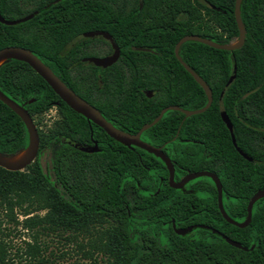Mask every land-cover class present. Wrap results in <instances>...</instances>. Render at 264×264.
<instances>
[{
	"label": "trees",
	"instance_id": "obj_1",
	"mask_svg": "<svg viewBox=\"0 0 264 264\" xmlns=\"http://www.w3.org/2000/svg\"><path fill=\"white\" fill-rule=\"evenodd\" d=\"M234 6L235 0H0L5 19L33 13L14 24L0 21V48L31 49L105 118L136 132L163 106L205 104L204 89L177 59L174 45L188 33L232 41L239 34ZM240 13L246 29L240 47L227 50L192 39L179 47L181 58L210 86V105L186 117L167 109L141 132L171 158L175 180L187 171L216 172L224 208L236 220L245 218L249 198L264 187V149L252 151L254 130L240 120L264 123V0H241ZM97 26L110 30L124 61L131 60L130 74L119 62L113 78L101 81L68 67L64 45ZM0 89L27 108L39 133L31 163L19 170L0 166V264H52L38 239L41 230L75 241L91 264H101L95 252L103 264H264V196L253 203L250 222L237 226L222 216L212 178L189 180L186 186L196 193L170 186L160 157L111 137L71 108L26 61L9 58L0 64ZM244 100L251 104L241 109ZM52 106L56 117L40 127L41 114ZM221 110L232 122L235 143L253 160L235 149ZM94 141L98 150L84 149ZM27 143L23 120L0 99V151L12 155ZM4 218L30 235L14 252ZM173 223L209 228L179 234ZM79 234L87 240L77 241Z\"/></svg>",
	"mask_w": 264,
	"mask_h": 264
},
{
	"label": "water",
	"instance_id": "obj_2",
	"mask_svg": "<svg viewBox=\"0 0 264 264\" xmlns=\"http://www.w3.org/2000/svg\"><path fill=\"white\" fill-rule=\"evenodd\" d=\"M240 3L241 0H235V6H234V15L237 22L239 34L238 36L233 39L230 42H217L211 38L201 36L196 33H188L182 35L175 43L174 45V53L177 59L182 63V65L188 70V72L194 77V79L202 86V88L205 91V94L207 96V100L205 104L199 108L194 109H187L184 108L178 104H168L166 106H163L158 114L154 116V118L149 121L143 123L140 128L136 132H129L127 130H124L122 128H119L118 126L114 125L111 121L106 119L104 115L101 113V111L92 103H90L88 100L77 94L70 86H68L53 70L52 68L45 63L38 55H36L31 49L20 46V45H6L0 48V64L3 63L5 60L9 58H17L20 60H24L27 63L31 65L33 69L37 73H39L46 81L47 83L53 88V90L74 110L77 112L83 114L88 120L93 121L94 123L101 126L111 137L115 138L116 140L122 142L123 144H126L128 146H138L140 148H143L149 152H152L156 156L160 157L167 169H168V182L170 186L175 188L182 187L188 180L199 177V176H209L212 178V180L215 183L216 189H217V204L218 208L222 214V216L230 223H233L237 226L243 227L246 226L252 216V206L255 200L258 198L264 196V187L257 189L249 198L246 209L247 213L243 220H236L233 217H231L227 211L224 208L223 205V189H222V183L220 181L219 176L216 174V172L207 170V169H200L195 171H187L186 174H184L180 179L175 180L174 178V163L171 160V158L166 154V152L163 150L161 145H154L150 143L149 141L143 139L141 137V132L146 129L147 127L151 126L155 122L158 121V119L163 115V113L167 109H178L181 110L184 113V117L189 116L193 113L201 112L205 110L212 101V90L208 83L203 79L202 76H200L189 64H187L180 56L179 54V47L182 42L192 39L197 40L203 43H206L208 45H211L216 48H223L227 50H232L235 48L240 47L245 40L246 35V29L244 26V23L241 18L240 13ZM36 12V10H35ZM33 13H29L27 15H24L19 18L15 19H5L1 13H0V21L6 24H14L19 21H23L29 17H31ZM96 31H87L82 33V35H94ZM115 51L113 52L112 56L109 58H101V59H95L97 63H103L107 64L110 63L112 60L116 58V56L119 53V49L117 45ZM234 74L230 75L228 82L231 81ZM150 94V92H148ZM0 99L6 103L11 109H13L23 120L28 133V143L25 147L20 149L18 152L12 155H8L5 153H2L0 151V166L9 169V170H19L25 168L29 163H31L38 152L39 147V133L38 129L36 127V124L34 123V120L32 116L30 115L27 108L24 107L23 104L17 102L13 98L9 97L7 94H5L0 89ZM221 115L223 120L228 125V128L231 133L232 141L235 143L234 135L232 132V124L226 115L224 110H221ZM183 117V118H184ZM86 150H98L97 143L94 141L92 148H84ZM174 230L179 234H184L188 230L192 228L191 225L185 226V227H176L173 223ZM208 227V225H206ZM213 232H218L221 234L230 244L235 245L237 247H241L243 249H247L246 246L242 245L239 241L232 239L228 237L227 235L220 233L216 228H211Z\"/></svg>",
	"mask_w": 264,
	"mask_h": 264
},
{
	"label": "flooded vegetation",
	"instance_id": "obj_3",
	"mask_svg": "<svg viewBox=\"0 0 264 264\" xmlns=\"http://www.w3.org/2000/svg\"><path fill=\"white\" fill-rule=\"evenodd\" d=\"M87 31H96V33L94 35H82V33ZM114 43L119 49V53L116 58L107 64L97 63L95 59L109 58L110 56H112L113 52L116 49ZM137 48L155 51V49L151 46H138ZM63 50L64 53H67V61L69 62L68 67H70L71 70L72 68L77 67V71L81 73L82 78H97L98 81H101L100 78H113L116 62H119L118 64H123L125 72L127 74H130L128 64L132 63L131 60L128 61L129 63H126V61H124L121 55L120 46L116 42L110 30L105 27L97 26L95 28L77 32L74 37L70 38V40L64 45ZM70 50L72 52L69 53ZM250 104V100L241 101V109H243L244 106H250ZM240 120L243 126L252 128L254 130L255 137L250 141V143H252V151H259L261 149H264V123H253L251 121L248 122L244 117H240ZM233 144L237 152H239L243 157L249 160L254 159L249 153L241 149L239 145L234 142ZM187 182L182 187H180L182 190L191 193H196L199 191L197 188L186 186ZM206 225L207 224L205 223H194L193 225H191L192 228L187 232L192 231L196 227L209 228L206 227Z\"/></svg>",
	"mask_w": 264,
	"mask_h": 264
},
{
	"label": "rangeland",
	"instance_id": "obj_4",
	"mask_svg": "<svg viewBox=\"0 0 264 264\" xmlns=\"http://www.w3.org/2000/svg\"><path fill=\"white\" fill-rule=\"evenodd\" d=\"M57 111L54 106H52L50 109H48L46 112L41 114L39 126L44 128L48 126L51 121L56 117ZM48 160V156L45 155L43 157V163L46 164ZM197 179H207L208 178L204 176L196 177ZM195 179V178H193ZM42 212V211H40ZM1 213V209H0ZM23 217L22 214L18 213V219L20 220ZM5 219V218H4ZM4 224L7 226L6 230L8 233V240L12 243V249L11 251L14 252L15 248L19 245H23V240H30V235L27 231L23 230L18 227H14L13 222H8L6 219L4 220ZM68 232H63V234H67ZM39 240L41 243L46 245L45 248V255H48L50 258H52L53 263L52 264H69L70 262L74 260H78L80 263L91 264L90 261L84 257L83 251L78 248V245L75 241L67 240L64 235H59L56 232H45L42 231L38 234ZM87 240L86 236H83V234H79L77 236V241L79 242H85ZM94 256L99 260L101 264H103V261L101 260L102 254L99 252H95Z\"/></svg>",
	"mask_w": 264,
	"mask_h": 264
}]
</instances>
